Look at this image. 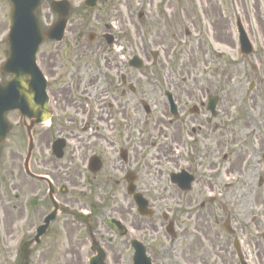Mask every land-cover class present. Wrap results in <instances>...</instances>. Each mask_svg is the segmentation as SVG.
Here are the masks:
<instances>
[{"label":"flooded vegetation","instance_id":"1","mask_svg":"<svg viewBox=\"0 0 264 264\" xmlns=\"http://www.w3.org/2000/svg\"><path fill=\"white\" fill-rule=\"evenodd\" d=\"M147 4L154 8L153 1ZM99 5L105 7V0H98L93 10ZM142 10L139 21L145 23L151 13L145 6ZM76 20L74 27L69 23L70 30L67 26L63 41L41 44L39 66L48 81L51 118L48 124L36 125L33 134L39 146L46 145L51 153L53 141L64 139L63 156H50L54 162L63 161L74 143L69 158L74 161L71 182L78 184L86 175L85 184H92L90 175L94 178L103 172L100 207L105 215L119 214L121 222L117 227L113 217L105 220V264H238L237 248L250 263L246 245L264 249V211L239 220L235 210L221 203V181L227 165L228 174L241 177L235 182L237 187L244 185L239 197L252 199L253 186L264 187V172L258 180L253 176L258 135L248 130L249 119L232 114L231 101L223 108L219 84L213 87L186 78L174 80L173 69L155 70L157 59L154 68L144 66L142 70L131 67L126 56L113 62L107 56L109 61L105 62V30L97 33L94 27L93 36L85 35L84 18ZM1 41L0 62L8 54L7 41ZM136 45L140 48V43ZM126 52L124 49L117 55ZM11 78L0 72L1 83ZM212 100L214 110L209 106ZM5 119L11 128L0 144V264H13L20 259L13 240L23 243L31 239L52 203L46 181L31 177L22 161L14 163L4 156L22 154L28 148L29 117L14 110L6 113ZM94 128L102 139L100 151L96 150L99 143L82 137L86 133L89 139ZM14 137L17 142H13ZM259 142L264 165V139ZM93 156L101 160L97 173L90 170ZM46 161L39 159L31 170L51 178L56 200L67 207L64 214L71 216L76 199L61 198L60 182ZM244 167L248 172L243 176ZM105 186L114 187L113 191ZM233 192L237 197L236 190ZM228 196L226 191L223 197ZM138 198L146 200L149 216L139 213ZM98 209L99 205H90L86 210L93 221ZM44 237L33 251L43 250ZM261 257L264 259L263 251Z\"/></svg>","mask_w":264,"mask_h":264},{"label":"rangeland","instance_id":"2","mask_svg":"<svg viewBox=\"0 0 264 264\" xmlns=\"http://www.w3.org/2000/svg\"><path fill=\"white\" fill-rule=\"evenodd\" d=\"M70 1L73 5L72 18L75 19L70 21L73 27L78 23L76 18L83 17L85 35L94 27H97V33H101L104 30L106 32L107 27L110 26L108 31L117 38L116 46L112 49H108L105 43V62L109 61L108 57L111 62L115 58H124V56L127 60L132 54L137 53L143 57L148 68L155 67V70L159 71L173 69L174 80L180 81L186 78L193 82L211 83L213 87L219 84L223 108L228 107L231 101L233 103L231 113L237 115L243 113V117L249 119L248 130L255 136L258 135L255 143L256 153L252 158L255 161L253 176L258 180V175L264 172L261 161L262 144L259 142L264 139V0H105V7L101 8L99 5L96 10L87 11L80 8L83 0ZM151 1L154 3V8L147 4ZM143 6L151 13V18H147L145 23L138 19ZM236 16L241 17L253 42L254 53L251 55L244 56L240 53L235 25ZM55 19L56 14L51 9V0H43L40 9L42 25H48ZM9 22L10 4L7 0H0V42L4 38L6 25ZM70 27L71 25L69 30ZM186 28L190 31L189 35L185 34ZM69 30L68 33L74 32ZM137 42L140 43V48L137 47ZM3 47L0 44V50ZM124 49L126 53H122V56L117 55ZM154 52L158 53L155 66ZM41 55L40 52L38 62ZM252 82L255 85L250 91L249 85ZM239 106L241 107L237 109ZM241 123L242 121L237 122V126L240 127ZM95 125L101 127V123ZM96 131V128L90 129L89 136H93L89 139L86 138V133H83L82 137L89 140V143H99V148L96 150L100 151L102 139ZM256 131L258 133H255ZM35 141L36 147L31 163L35 166L39 159L47 160L49 171L58 178V182L65 183L69 188L67 194L61 195V198L76 199L74 209L77 210L86 211L90 205H99L93 222V231L101 243L105 242V220L109 221L110 217L117 218L119 214L115 212L105 215L100 207L103 172L97 173L95 175L97 177L94 178L90 175L89 181L92 184H85L86 175L80 180L78 175L79 178L76 179L79 183H73L68 179L71 176L69 172H74V161L69 159L70 149L74 143L68 148L63 161L54 162L50 160L51 150L47 149L46 145L39 146L37 135ZM13 142H17L15 137ZM13 142L11 140L10 144ZM24 154L14 153L12 156L11 154L4 156L15 163L23 161ZM35 168L37 169V166ZM229 168L230 165L225 167L222 176L221 203L235 210L239 220L247 214L256 216V213L264 211V187L257 189L254 185L252 199L239 197L244 185L241 187L235 185L241 177L228 174ZM247 172L248 167L242 168L243 176ZM112 188L114 187L105 186V190L110 192L113 191ZM233 190H236L237 197L233 195ZM226 191L230 192L227 198L223 197ZM117 193L119 191L115 192ZM15 241L16 239L13 240V245ZM90 244L88 229L77 223L72 216L60 213L50 232L43 239L40 249L44 251H33L30 264H88V259L92 255ZM245 248L251 258L250 264H264V259L261 257L264 249H252L248 245ZM42 252L44 254L41 256Z\"/></svg>","mask_w":264,"mask_h":264},{"label":"water","instance_id":"3","mask_svg":"<svg viewBox=\"0 0 264 264\" xmlns=\"http://www.w3.org/2000/svg\"><path fill=\"white\" fill-rule=\"evenodd\" d=\"M12 6V31L10 37V55L7 61L4 64V72H10L15 75V78L10 81V85H13L15 90H19L22 96V101L17 102L9 101L5 105L7 109H13L16 106L20 109L23 115H27L29 117L36 116V114H41L45 111L47 114L46 105L40 107L35 105V101L32 96V87H36L37 96L39 94L40 98L43 100L45 95V104L47 102V97L45 93L46 84L44 83L41 72L37 66L36 62V53L38 51L39 45L47 38H55L57 40L62 39L64 34V28L67 23V18L70 13L71 6L67 1L61 2H53L52 7L58 13L59 18L58 21L54 24V26L47 32H43L41 29V25L39 22L38 10L41 6L42 0H9ZM87 4L90 7L95 6L96 0H87ZM240 26V44L241 50L244 54H251L253 51V47L247 38L245 32L243 31L241 25ZM111 39V38H110ZM109 39V42H110ZM131 64L141 67L142 61L139 58H134ZM24 74H29L31 76L30 80V88L25 86V82L22 78ZM19 103V104H18ZM27 103L29 105L27 106ZM18 104V105H17ZM39 110V111H38ZM39 112V113H38ZM3 115L0 113V122L2 121ZM48 118L47 115L44 117L37 118L38 121H43ZM32 128V127H31ZM30 131V130H29ZM3 131V135H4ZM5 138V135L1 139V141ZM61 148L62 143H56L54 148ZM33 149L32 137L30 139L29 151L26 157V164L28 165L29 160L31 158ZM58 156H61V153H57ZM101 164L99 162H93L92 168L94 171L99 170ZM53 193V188H51V195ZM146 202H142V213L145 212ZM59 210V205L54 203V210L51 214L46 218V224L42 225L35 236V238L29 242H26L21 248V260L19 264H29V254L31 249V244L33 242H40L41 236L44 235L50 225V222L55 219L57 211ZM79 221H84L86 223L89 222V218L82 213L75 214ZM98 256H95L91 264H104L103 263V253L100 250Z\"/></svg>","mask_w":264,"mask_h":264}]
</instances>
